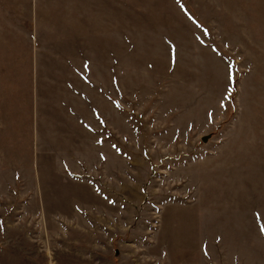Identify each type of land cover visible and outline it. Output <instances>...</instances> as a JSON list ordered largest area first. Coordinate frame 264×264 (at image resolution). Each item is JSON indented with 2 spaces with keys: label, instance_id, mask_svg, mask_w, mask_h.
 <instances>
[{
  "label": "rangeland",
  "instance_id": "rangeland-1",
  "mask_svg": "<svg viewBox=\"0 0 264 264\" xmlns=\"http://www.w3.org/2000/svg\"><path fill=\"white\" fill-rule=\"evenodd\" d=\"M20 1L0 264H264V0Z\"/></svg>",
  "mask_w": 264,
  "mask_h": 264
},
{
  "label": "crops",
  "instance_id": "crops-1",
  "mask_svg": "<svg viewBox=\"0 0 264 264\" xmlns=\"http://www.w3.org/2000/svg\"><path fill=\"white\" fill-rule=\"evenodd\" d=\"M9 2L12 1V6H8L6 9L8 10H24L25 8L23 7L24 5L22 4V2L20 0H8ZM23 2H28L29 3V10H37V9H46V7H42V3H46L44 0H22ZM15 4V6H13ZM43 71H46V69H43ZM36 74V73H35ZM36 78V77H35ZM41 80V79H40ZM35 81V79H34ZM42 88L40 90V92L42 93V96H40V99L43 103V105H46V94L44 93V90L46 88V76L42 77ZM35 87V86H34ZM81 87V86H80ZM76 104V103H75ZM44 114V113H43ZM79 116V115H78ZM81 116V115H80ZM74 121L76 124H78L81 128H83V119L81 117H78V119L76 118V113L74 112ZM70 123V121H68ZM40 123H41V128H40ZM45 123V124H43ZM36 125L34 128V134L36 139H41L43 137V135H46V115L44 114L43 117H41L40 120H36ZM38 146V145H37ZM44 149V146L42 144V148ZM33 153V152H32ZM1 167V165H0Z\"/></svg>",
  "mask_w": 264,
  "mask_h": 264
}]
</instances>
